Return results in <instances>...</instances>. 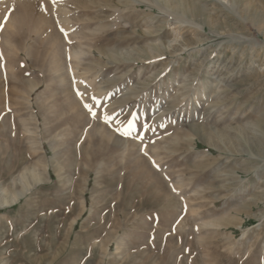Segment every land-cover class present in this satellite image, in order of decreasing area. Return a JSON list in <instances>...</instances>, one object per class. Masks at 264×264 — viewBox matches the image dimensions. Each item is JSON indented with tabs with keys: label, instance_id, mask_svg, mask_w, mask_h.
<instances>
[{
	"label": "rangeland",
	"instance_id": "374dc122",
	"mask_svg": "<svg viewBox=\"0 0 264 264\" xmlns=\"http://www.w3.org/2000/svg\"><path fill=\"white\" fill-rule=\"evenodd\" d=\"M163 1L0 0V264H264V0Z\"/></svg>",
	"mask_w": 264,
	"mask_h": 264
},
{
	"label": "bare ground",
	"instance_id": "6f19581e",
	"mask_svg": "<svg viewBox=\"0 0 264 264\" xmlns=\"http://www.w3.org/2000/svg\"><path fill=\"white\" fill-rule=\"evenodd\" d=\"M164 3H166L165 4V7H170L176 14H181V13H185L186 14V12H185V10L186 11H188L189 10V12L191 13V15H195L196 13H199L200 11H199V9H196L195 7H192V6H190V8L189 9H186L185 8V5H184V3H182L183 1H181V0H164L163 1ZM189 7V6H188ZM180 16V15H179ZM178 18V17H177ZM175 28H176V26H174ZM177 29V28H176ZM176 29L174 30V31H176ZM173 31V32H174ZM177 31H178V29H177ZM178 39V38H177ZM75 53V52H74ZM24 55L27 57V58H30L31 59V53L29 52V51H26L25 53H24ZM27 63V62H26ZM25 63V64H26ZM10 64V63H9ZM20 64V63H19ZM28 71V70H27ZM33 87V86H32ZM66 100V102H68L69 101V99H65ZM63 102V101H62ZM65 102V101H64ZM70 104V103H69ZM60 105V104H59ZM60 107H62V108H64V109H66V108H68V110H66V112H64V110H63V112H64V114H62V117H64V118H62V120L63 121H71L74 125H75V129H77V128H79L80 127V120L81 119H78V117L77 116H75L74 114H72L71 113V110H72V107L73 106H71V107H69V105H60ZM62 112V113H63ZM66 114V118H65V115ZM80 133V132H79ZM82 134V133H81ZM85 134H86V132H85ZM94 135H95V133H93V134H91V136L90 137H87L86 139H87V141L91 144L92 143V145L93 144H97L98 142H97V140L95 139V137H94ZM82 137V136H81ZM101 137H104L105 138V141H102V144H104L107 148H109V152H111V151H113V150H115L114 148L118 145V141H119V139L118 138H116V140H115V142H113L112 144L111 143H109L108 141H109V135L107 134H105V135H103V136H101ZM81 140V139H80ZM43 147V146H42ZM143 150H146V146H144L143 147ZM88 152V151H87ZM94 153H99V155H101V150H100V148H98L97 150H96V148L94 149V152H93V154ZM91 154V153H90ZM90 158V157H89ZM100 158V157H99ZM40 167V166H39ZM45 170H47V166L45 165ZM29 172H30V170H28ZM32 171V170H31ZM24 182V181H23ZM121 202V201H120ZM117 205H120V203H118ZM124 217L126 216V214H127V210L124 208L123 210H122V213H121ZM121 215V216H122ZM94 232L95 231H92V233H90L88 236H92L93 234H94ZM111 239V238H110ZM110 239H109V241H110ZM113 239H114V237H113Z\"/></svg>",
	"mask_w": 264,
	"mask_h": 264
},
{
	"label": "snow or ice",
	"instance_id": "6c2138e0",
	"mask_svg": "<svg viewBox=\"0 0 264 264\" xmlns=\"http://www.w3.org/2000/svg\"><path fill=\"white\" fill-rule=\"evenodd\" d=\"M5 19H6V17H5ZM87 107V106H86Z\"/></svg>",
	"mask_w": 264,
	"mask_h": 264
}]
</instances>
